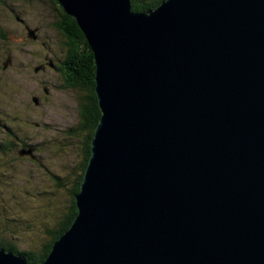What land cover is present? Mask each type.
I'll list each match as a JSON object with an SVG mask.
<instances>
[{
  "label": "water",
  "instance_id": "95a60500",
  "mask_svg": "<svg viewBox=\"0 0 264 264\" xmlns=\"http://www.w3.org/2000/svg\"><path fill=\"white\" fill-rule=\"evenodd\" d=\"M57 1L93 51L101 117L42 264H264V0Z\"/></svg>",
  "mask_w": 264,
  "mask_h": 264
},
{
  "label": "rangeland",
  "instance_id": "374dc122",
  "mask_svg": "<svg viewBox=\"0 0 264 264\" xmlns=\"http://www.w3.org/2000/svg\"><path fill=\"white\" fill-rule=\"evenodd\" d=\"M59 20L50 0H0V141L7 129L18 136L16 150L0 160V228L21 251L40 248L42 227L66 211L67 191L50 174L69 178L83 156L69 131L79 124L85 94L64 90L49 65L67 55ZM23 141L31 146L24 157Z\"/></svg>",
  "mask_w": 264,
  "mask_h": 264
},
{
  "label": "trees",
  "instance_id": "16d2710c",
  "mask_svg": "<svg viewBox=\"0 0 264 264\" xmlns=\"http://www.w3.org/2000/svg\"><path fill=\"white\" fill-rule=\"evenodd\" d=\"M50 1L56 5L60 13V20L56 23V27L64 35V44L67 48L66 58L60 65V70L58 69L61 73L63 89H75L85 94L80 98L78 104L79 124L77 128H72L69 131L70 135L79 138V147L83 156L80 165L72 169L69 168L71 171L69 178H63L56 173L50 174L51 181H54L56 188L65 189L69 198H67L66 211L64 209L61 217L42 227L44 230L41 232L46 233V239L40 248L37 249V246L32 245L33 249L21 251L12 240L2 235L0 228V251H11L15 255H23L27 264H42L51 253L54 243L71 228L78 214L76 196L80 192V186L91 156V142L101 117L96 94V64L93 51L77 21L65 13L57 0ZM164 1L166 0H131V7L135 13H144L157 9ZM0 130L2 131L1 127ZM5 131L7 133L2 136L0 141V160L2 161L6 155L16 150L18 144L14 141V139H18L14 129ZM22 148H24L22 149L24 152L31 150V146L24 141ZM38 233L40 232L38 231Z\"/></svg>",
  "mask_w": 264,
  "mask_h": 264
},
{
  "label": "flooded vegetation",
  "instance_id": "af4514ba",
  "mask_svg": "<svg viewBox=\"0 0 264 264\" xmlns=\"http://www.w3.org/2000/svg\"><path fill=\"white\" fill-rule=\"evenodd\" d=\"M58 31H59V30H58ZM59 33H61V32L59 31ZM61 34H62V33H61ZM62 35H63V34H62ZM63 36H64V35H63ZM63 61H64V60H63ZM49 65H50L52 68H55V69L57 70L58 74L60 75V73H59L60 68H59V67H60L61 64H59V65L56 66V65L53 64L52 61H50V64H49ZM41 69H42V67H41ZM58 69H59V70H58Z\"/></svg>",
  "mask_w": 264,
  "mask_h": 264
},
{
  "label": "bare ground",
  "instance_id": "6f19581e",
  "mask_svg": "<svg viewBox=\"0 0 264 264\" xmlns=\"http://www.w3.org/2000/svg\"><path fill=\"white\" fill-rule=\"evenodd\" d=\"M62 83V82H61ZM11 252V251H10Z\"/></svg>",
  "mask_w": 264,
  "mask_h": 264
}]
</instances>
